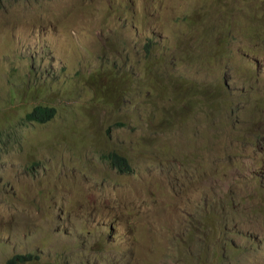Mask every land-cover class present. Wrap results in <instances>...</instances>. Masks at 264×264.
<instances>
[{
	"label": "rangeland",
	"instance_id": "374dc122",
	"mask_svg": "<svg viewBox=\"0 0 264 264\" xmlns=\"http://www.w3.org/2000/svg\"><path fill=\"white\" fill-rule=\"evenodd\" d=\"M224 1L0 0V264H264V0Z\"/></svg>",
	"mask_w": 264,
	"mask_h": 264
},
{
	"label": "trees",
	"instance_id": "16d2710c",
	"mask_svg": "<svg viewBox=\"0 0 264 264\" xmlns=\"http://www.w3.org/2000/svg\"><path fill=\"white\" fill-rule=\"evenodd\" d=\"M259 108L264 110V99L261 101ZM56 109L49 107H37L31 114L28 115L26 121L29 123H37L40 125H46L55 119ZM107 159L112 161V166L119 171V173H130L132 166L129 164L126 157L114 153L107 156ZM225 223V222H223ZM222 223V224H223ZM33 256L18 254L8 260V264H15L17 261L29 262Z\"/></svg>",
	"mask_w": 264,
	"mask_h": 264
},
{
	"label": "clouds",
	"instance_id": "9594fccd",
	"mask_svg": "<svg viewBox=\"0 0 264 264\" xmlns=\"http://www.w3.org/2000/svg\"><path fill=\"white\" fill-rule=\"evenodd\" d=\"M231 1H233V2H238L239 0H231ZM222 5H223V7L220 9V10H215L214 12L215 13H217L216 15L219 17V16H226V15H232V14H223V11L225 10V8L227 7V2L226 1H224V0H221V2H220ZM261 15L260 16H257V20H258V22H260L262 25H263V27H264V4H263V7H262V9H261ZM233 16V15H232ZM261 18V19H260ZM235 26V25H234ZM14 257V256H13Z\"/></svg>",
	"mask_w": 264,
	"mask_h": 264
}]
</instances>
